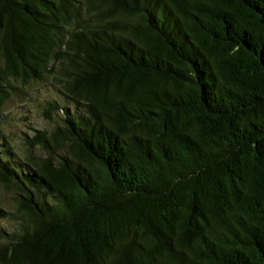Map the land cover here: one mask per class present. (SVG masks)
<instances>
[{
	"label": "trees",
	"instance_id": "trees-1",
	"mask_svg": "<svg viewBox=\"0 0 264 264\" xmlns=\"http://www.w3.org/2000/svg\"><path fill=\"white\" fill-rule=\"evenodd\" d=\"M40 85L0 264H264V0H0V123Z\"/></svg>",
	"mask_w": 264,
	"mask_h": 264
},
{
	"label": "rangeland",
	"instance_id": "rangeland-1",
	"mask_svg": "<svg viewBox=\"0 0 264 264\" xmlns=\"http://www.w3.org/2000/svg\"><path fill=\"white\" fill-rule=\"evenodd\" d=\"M44 86H36L26 89L25 94L11 99L3 110V119L0 123V134L8 136L11 144L16 151L21 152L25 136L32 137L29 127L38 130L49 128L43 121L39 106L42 99L47 96ZM9 194V193H8ZM4 190L0 188V199L9 197ZM5 224V222H2Z\"/></svg>",
	"mask_w": 264,
	"mask_h": 264
}]
</instances>
